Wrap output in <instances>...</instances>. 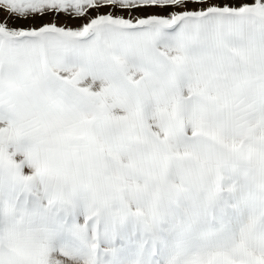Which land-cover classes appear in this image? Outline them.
<instances>
[{
  "label": "snow or ice",
  "instance_id": "1",
  "mask_svg": "<svg viewBox=\"0 0 264 264\" xmlns=\"http://www.w3.org/2000/svg\"><path fill=\"white\" fill-rule=\"evenodd\" d=\"M0 264H264V0H0Z\"/></svg>",
  "mask_w": 264,
  "mask_h": 264
},
{
  "label": "rangeland",
  "instance_id": "2",
  "mask_svg": "<svg viewBox=\"0 0 264 264\" xmlns=\"http://www.w3.org/2000/svg\"><path fill=\"white\" fill-rule=\"evenodd\" d=\"M60 22H61V23H63L64 21H63V20H61Z\"/></svg>",
  "mask_w": 264,
  "mask_h": 264
}]
</instances>
